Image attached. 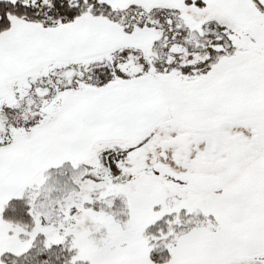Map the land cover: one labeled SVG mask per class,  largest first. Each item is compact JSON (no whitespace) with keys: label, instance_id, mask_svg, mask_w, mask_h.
I'll list each match as a JSON object with an SVG mask.
<instances>
[{"label":"snow or ice","instance_id":"snow-or-ice-1","mask_svg":"<svg viewBox=\"0 0 264 264\" xmlns=\"http://www.w3.org/2000/svg\"><path fill=\"white\" fill-rule=\"evenodd\" d=\"M0 264H264V0H0Z\"/></svg>","mask_w":264,"mask_h":264}]
</instances>
